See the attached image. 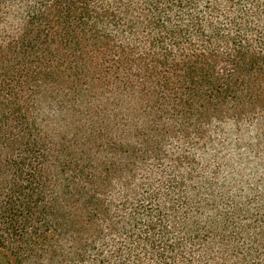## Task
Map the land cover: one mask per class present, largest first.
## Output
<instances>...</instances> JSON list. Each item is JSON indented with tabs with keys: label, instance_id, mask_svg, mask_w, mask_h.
<instances>
[{
	"label": "trees",
	"instance_id": "1",
	"mask_svg": "<svg viewBox=\"0 0 264 264\" xmlns=\"http://www.w3.org/2000/svg\"><path fill=\"white\" fill-rule=\"evenodd\" d=\"M249 132L264 0H0V264H264Z\"/></svg>",
	"mask_w": 264,
	"mask_h": 264
},
{
	"label": "rangeland",
	"instance_id": "2",
	"mask_svg": "<svg viewBox=\"0 0 264 264\" xmlns=\"http://www.w3.org/2000/svg\"><path fill=\"white\" fill-rule=\"evenodd\" d=\"M255 139V132H249L243 145L230 157L229 169H221L217 186H223L224 192L233 195L245 209L264 213V143L252 153L245 148L249 141L253 142ZM215 193L219 195L218 190ZM218 205L227 210L222 198Z\"/></svg>",
	"mask_w": 264,
	"mask_h": 264
}]
</instances>
